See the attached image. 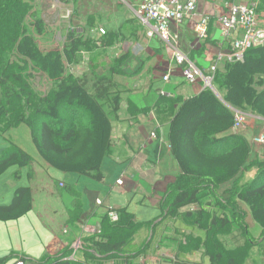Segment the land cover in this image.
<instances>
[{
	"label": "trees",
	"instance_id": "trees-1",
	"mask_svg": "<svg viewBox=\"0 0 264 264\" xmlns=\"http://www.w3.org/2000/svg\"><path fill=\"white\" fill-rule=\"evenodd\" d=\"M33 1L0 0V68L2 75L7 73L8 62L4 63L5 59L2 57L6 54L13 55L45 75L55 88L50 98L42 99L35 106V113L43 119L36 131L34 123L25 119L22 114L13 119L9 117L6 99L1 91L2 85L6 87L1 79L0 136L6 139L10 128L24 124L29 129L38 156L47 167L101 181L103 177L100 168L112 146L110 122L111 119H118L123 92L111 78L98 74L94 68L81 79L66 75V65H71L81 50L88 49V41L87 44L71 34L67 36L62 52H41L38 49L27 32L29 26H33L38 34L42 32L40 23L32 22ZM118 36L124 37L122 33ZM116 38L115 34H109L100 43L108 47ZM126 59L123 56L115 61V67H111V76ZM212 84L217 88L220 98L211 90L204 89L196 96L176 101L178 109L170 121L167 137L171 154L178 164L179 177L171 189V195L169 194L171 199L161 206V210L166 213L163 218H191L200 229V223L205 220V206H214L204 202L212 198L215 208L220 210L223 208L222 203L235 207L238 200L246 206L253 222L261 228V239L264 237V179L258 177L245 187L240 182L252 167H262L259 174L263 177L264 162L257 165V160L250 158L251 147L248 141L244 136L233 133L231 110L264 119V45L248 50L242 61L224 62L217 69ZM63 106L70 115L65 120L60 117ZM6 141L8 148L0 157V176L10 168H25L32 164V158L26 152L13 142ZM31 204V190L16 189L11 204L0 207V221L18 220L31 210ZM189 206H197L200 210L192 215L186 213L182 217L179 211ZM114 212L119 217L117 223H111L105 215L100 233L83 238L81 260L64 259L67 257L64 254L48 258L39 264H104L116 262L119 258L127 261L124 262L127 264L141 256H148L151 252L149 244L134 243L133 236L137 228L132 215L126 209ZM226 212L227 215L230 214L228 209L224 210ZM213 213L216 215L215 221L210 225L214 229L213 233L230 226L226 216L219 218L217 211ZM233 219L235 226L231 230L238 231L244 241V246L238 248V263L244 258L246 247L253 242V238L246 230L244 220L240 222L235 216ZM122 232L126 238L123 234L120 238L117 237ZM208 233H205L206 239L209 238ZM195 249L198 250L197 245ZM206 249L209 251L207 247ZM207 257L209 264L220 263L219 255L207 253ZM231 262L227 260V264ZM181 263L199 264L188 261Z\"/></svg>",
	"mask_w": 264,
	"mask_h": 264
},
{
	"label": "crops",
	"instance_id": "crops-1",
	"mask_svg": "<svg viewBox=\"0 0 264 264\" xmlns=\"http://www.w3.org/2000/svg\"><path fill=\"white\" fill-rule=\"evenodd\" d=\"M99 1L93 0L91 3H87L88 0L73 1L74 10L78 15H81L82 7L93 9L88 13L87 19L83 21L84 25L81 26L85 28L86 37L91 35L90 31L95 32L99 40L105 35L106 38L109 34H115L117 38L108 47L112 51L114 50L117 60L123 56L127 57L120 69H123L129 59L132 61V66L134 65L133 68L130 64L127 65L128 68H132L129 77L117 72L113 73V76L110 74L112 81L120 86L123 93L118 119H111L110 122L112 146L110 154L104 159L100 168L103 179L95 181L84 177L89 181H82L84 186L83 192H81V188H79L80 176L62 173L47 167L41 161L38 153L35 156L29 155L32 158V164L29 167H13L7 170L0 176V207L11 204L14 192L18 188L31 190L32 204L31 210L18 220L0 221L1 264H13L18 259L39 264L48 258L64 254H67L64 259L81 260V248H76V245L80 244L82 247L83 238L90 235L87 233V229L95 230L97 234L100 233L104 226L103 217L107 215V211L126 209L132 215L136 228L139 229L133 236L134 243L137 245L149 244L151 252L148 253V256H141L127 264H182L181 262L186 259L181 254H176V244L174 243L179 242L180 237L178 236L173 242L167 235L171 234V230L187 231L191 233L190 235L201 233L191 218L189 219L190 224L187 226L183 224L184 219L163 218L166 213L161 210V206L171 199L169 194L179 177L178 164L171 154L167 137L170 121L178 109L176 101L196 96L204 89L196 91L195 94L191 92L185 95L183 87L180 86L185 84L183 79L174 82L172 74L181 76L179 67L160 41L149 40L145 37V29L135 16L140 0H116V2L118 1L116 7H118L109 14L105 13L106 17H102L103 25L98 27L95 9L98 8ZM180 1L184 3L187 0ZM252 2L256 3L259 24L264 27V0H198L196 16L192 21L184 23L183 31L180 33L181 50L189 60L204 73H207L218 55L229 49V42L222 38L217 22L218 17L226 10V3L251 4ZM204 15L209 18L208 40L200 47L192 48L193 22ZM100 27L106 31L105 35H99L98 28ZM140 31L143 32V35ZM120 33L124 37L118 36ZM101 43L99 44L103 50L108 49ZM155 43L161 46L162 54L151 48L150 44ZM98 57L105 62L102 51ZM134 57H138V59ZM100 63L102 64V61ZM222 64H219L218 68ZM169 70L172 71L169 82H164L163 76ZM158 72L161 75L154 76ZM212 86L214 88L213 84ZM211 91L220 98L215 88ZM251 116L259 121L257 119L259 117L256 115L251 114ZM151 134H155V137L150 138ZM247 135L245 134L244 138L252 147L253 137ZM14 144L21 148L16 143ZM7 148L8 145L5 146L1 141L0 153L5 152ZM254 156L256 157L255 154H252L250 158L253 159ZM109 157L112 158V161H108ZM41 173L46 174L51 185L44 184L45 177H42ZM108 181L113 182L112 187H108L110 185ZM118 181H122V185H117ZM55 197L60 200V203L52 204L56 200ZM40 199L46 202L41 203ZM210 200L206 202H212V198ZM97 201H100L102 205L98 206ZM132 203L135 208L131 206ZM57 204L62 205L61 211L55 207ZM222 204L223 208L217 210V215L224 218L227 215V212L224 213L226 203ZM236 205L238 212L241 210L249 213L246 206L238 200ZM84 206L87 207V210ZM196 207H187L190 208L188 213L195 214L198 211L195 209ZM187 208L179 211L182 217L186 214L183 212L184 209ZM206 208L210 207L205 206ZM146 209H150L152 212L148 213L145 211ZM138 219H142V221ZM246 223L249 226L253 242L248 245L244 258L237 264H264V237L260 239L262 230L258 226L260 230H257L255 235L252 234L251 229L256 228V224L250 214ZM242 242L243 239L238 245L241 246ZM168 243H172L174 246L171 255L165 254ZM196 251L198 250L194 248L189 252L191 256L189 262L199 264L208 262L209 264L207 258L200 260L197 255L199 252ZM124 262L127 261L119 258L116 262L104 264H126Z\"/></svg>",
	"mask_w": 264,
	"mask_h": 264
},
{
	"label": "rangeland",
	"instance_id": "rangeland-1",
	"mask_svg": "<svg viewBox=\"0 0 264 264\" xmlns=\"http://www.w3.org/2000/svg\"><path fill=\"white\" fill-rule=\"evenodd\" d=\"M73 1L74 0H34L32 4L33 6L32 11L34 14L32 20L34 19V21L32 22H35V24L40 23L42 32L41 34H38L37 30H35L33 26H29L27 32L33 38L36 46L41 52H49L53 50L62 52L63 48L65 47V41L67 39L68 33L69 35L74 34L75 37H78L79 39H81V41H86V43L88 41L89 43V44L87 43L89 46L88 49L81 50L76 55V58L73 60V63H71V65L69 66L66 65V75L81 79V77L89 73V70H91V68H94L98 74H104L107 75L109 78H111L110 76L111 67H115V61L118 58L115 57L114 50L112 51L111 49H109V47L108 49L105 48L103 50V47H101V45L99 44L100 41L103 40L106 35L99 40L95 32L92 33L90 31L89 33H91V35L89 34L86 37L85 28L81 26L84 25L83 21L87 19V16L89 15L88 13H90V11H93V9L82 7L80 13L81 15H78L77 11L74 10ZM91 1L93 0H88L87 3H91ZM117 2L116 0L115 2L114 0L99 1V6L98 8L95 9L98 18V24L96 25H98V27L102 24L103 21L102 17H106L107 13L109 14L110 12L115 10V8L118 7V6L116 7ZM80 20L82 21L79 25ZM27 22H29V20ZM90 36L91 38H89ZM150 46L154 51H157L162 54L161 51L162 48L159 44L157 43L150 44ZM100 51H102L104 55L105 62L102 58L98 57ZM2 58L5 59L4 63L8 62L7 73L2 75V69L0 68V82L2 79L4 81V86L6 87L4 88L2 85L1 91L3 93L4 99H6L5 102L7 104L8 115L11 119H13V117H17L18 114H22V116L25 119H28L34 123L36 131H38L43 119L35 113V106L40 104L42 99L51 97V93L54 90L55 85L45 75L36 71L30 65L16 58L15 56L6 54ZM134 58L138 59V57H134ZM139 59H144V58H139ZM100 61H102V64L100 63ZM136 63H138V61H136ZM129 64L130 66H132L131 59H129V61L125 64L123 69H117V73H121L125 75V77H129L131 74V69L134 66L133 65L132 68L130 69V67L129 68L127 67V65ZM116 68H114L115 71ZM160 75H161L160 72L154 74V76H160ZM172 78L174 82L182 81L181 76H174L172 74ZM180 86L183 87V94L185 95H188L191 92L195 94L196 91H201L204 89L203 85L200 83L191 86L185 83ZM214 88L217 89L215 85ZM219 97H221V95H219ZM60 117L64 120L70 117L68 110L64 106L61 107L60 109ZM2 124H4V121L2 122ZM260 127H261V122L255 119H250L246 124L245 129L241 130L238 134L244 136L245 134L247 135L248 133L247 136L252 138L254 135H257L258 131L260 130ZM251 138H249V140H251ZM6 139L19 145L30 156H35L37 153L32 143L29 134V129L24 124H19L10 128L6 133ZM6 139L0 136V140L3 142L5 146L6 144L8 145ZM3 153L1 152L0 156H2ZM252 154L256 155V157L255 156L254 157L257 160L256 161L257 165L264 162V146L262 147V146L253 145L251 147V155ZM254 157L252 158L254 159ZM108 161H112V158L109 157ZM262 170H263L262 167H252L248 169L246 173L243 175L240 185L242 187H245L258 177L259 179L263 180L264 175L262 177L261 174H259L261 173ZM41 174L42 177L46 178L43 179L45 180L44 184L51 185L48 177H46V174L45 173H41ZM82 181H89V180H87L84 177H81V182L79 184V188H81V192H83L82 189L84 186ZM104 182H105V178H104ZM108 182L110 184L108 185V187H112L113 182L111 181ZM129 187L131 188L130 185ZM56 197H55L56 200H54L52 204L60 203V200L57 199ZM40 202L45 203L46 201L40 199ZM204 203L214 206L213 208H206V211H204L205 220L200 223L201 224L200 229L202 230L198 229L201 233H197L196 235H190L191 233H188L187 231L183 232L182 230H175V231L171 230V234L167 235L171 238V241L173 242L178 236L180 237L179 242H174L176 244V250H177L176 254H181L186 259L185 261L189 262L191 260V256L189 255V252L192 251L197 245L198 251L196 252H199L197 255L198 258L200 257V260L204 258L208 259L207 253H209L210 255L213 254V256L219 255L220 257L219 264H227L228 259L232 261L231 264H237V256L240 254V250L238 249L240 248V245H238V243L241 242L243 238L242 235L241 236L239 235L238 231L231 230V227L235 226L234 223L235 220L233 218L235 216L236 219H240V222L245 220V225H246L245 227H247L246 230L249 232V228H248L249 226H247L246 223V219H248L249 213L247 211H241V210L238 212L237 205L235 207H232L225 204V209L226 210L228 209L230 212V214L226 215V219L230 223V226L228 228H225L224 230H219L213 233L212 231H214V229L211 228L210 225H212L211 224L212 221H215L214 216L216 215L213 212L217 211V209L215 208V203L213 201L204 202ZM204 203H201V205L202 204L204 205ZM131 206L135 208L134 203H132ZM55 207L60 211L63 208L62 205L60 204L59 205L57 204ZM84 207L87 210V207L86 206ZM195 209L198 211L200 210L199 208L197 209V207ZM189 210L190 208H187L184 209L183 212L188 213ZM145 211H147L148 213L152 212L150 209H146ZM218 217L220 218L221 216L219 215ZM138 220L142 221V219H138ZM183 224L186 226L189 225L190 220L184 219ZM255 227L256 228L251 229L253 235L256 234L257 230H260L258 225H255ZM138 230L139 229L137 228L136 232ZM207 231H209V233ZM205 233H208L209 236L208 239L205 238ZM122 234L126 238V235L123 232L121 234L118 233L117 237L120 238ZM162 235L163 234H161V236ZM131 236H133V233L131 234ZM142 237H145V235H142ZM162 237H164V235ZM158 241L160 240L158 239ZM243 242L240 243L242 244L241 246H244ZM173 247L174 246L172 243H168L166 250L167 253L165 254L166 255L173 254L172 253ZM206 247L209 249V251H207Z\"/></svg>",
	"mask_w": 264,
	"mask_h": 264
},
{
	"label": "built area",
	"instance_id": "built-area-1",
	"mask_svg": "<svg viewBox=\"0 0 264 264\" xmlns=\"http://www.w3.org/2000/svg\"><path fill=\"white\" fill-rule=\"evenodd\" d=\"M198 11V0H140L135 16L145 29V37L149 40L160 41L171 59L180 69L183 81L188 85L202 84L204 89L213 90L212 82L218 65L224 62L242 61L244 54L256 47L264 45V27L259 24L256 3L233 4L226 3V10L218 17L221 36L228 40L229 49L220 53L216 61L204 73L197 67L180 48V33L183 31L184 23L192 21ZM209 18L207 15L199 17L193 22L192 48H198L208 40ZM99 35H105L102 28L98 29ZM240 34V35H238ZM230 40V41H229ZM172 71L163 76L164 82H169ZM233 127L232 131L238 134L244 130L250 119H255L251 114L232 109ZM261 122L260 131L252 138V145L264 146V119L257 118ZM151 134L150 138H154ZM117 185H122L118 181ZM101 206L100 201L96 202ZM107 217L111 223L119 221L114 211H107ZM87 233H96L95 230H86ZM81 248L80 244L76 248ZM13 264H35L33 262L18 259Z\"/></svg>",
	"mask_w": 264,
	"mask_h": 264
},
{
	"label": "clouds",
	"instance_id": "clouds-1",
	"mask_svg": "<svg viewBox=\"0 0 264 264\" xmlns=\"http://www.w3.org/2000/svg\"><path fill=\"white\" fill-rule=\"evenodd\" d=\"M116 213V212H115Z\"/></svg>",
	"mask_w": 264,
	"mask_h": 264
}]
</instances>
